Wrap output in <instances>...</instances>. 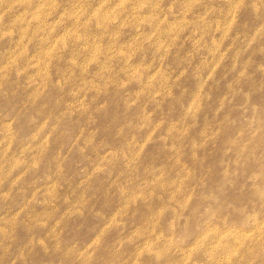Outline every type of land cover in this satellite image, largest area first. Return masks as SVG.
Listing matches in <instances>:
<instances>
[{
    "label": "rangeland",
    "instance_id": "374dc122",
    "mask_svg": "<svg viewBox=\"0 0 264 264\" xmlns=\"http://www.w3.org/2000/svg\"><path fill=\"white\" fill-rule=\"evenodd\" d=\"M0 264H264V0H0Z\"/></svg>",
    "mask_w": 264,
    "mask_h": 264
}]
</instances>
